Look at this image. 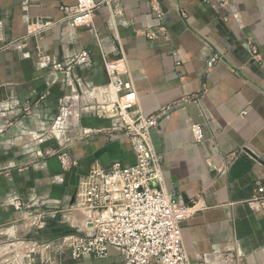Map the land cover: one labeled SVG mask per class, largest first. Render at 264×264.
<instances>
[{"label": "crops", "instance_id": "0c3cea01", "mask_svg": "<svg viewBox=\"0 0 264 264\" xmlns=\"http://www.w3.org/2000/svg\"><path fill=\"white\" fill-rule=\"evenodd\" d=\"M76 4L0 0V264L125 262L115 247L76 259L64 239L91 226L74 206L89 171L135 162L129 140L98 114L104 52L126 58L142 112H162L151 142L168 191L193 204L182 226L191 263L264 264V208L248 205L264 185V0H122L119 18L101 4L86 27L66 20L63 6ZM37 20L52 22L41 36ZM83 50L89 61L77 59ZM16 200L39 204L47 226L31 230Z\"/></svg>", "mask_w": 264, "mask_h": 264}, {"label": "built area", "instance_id": "2783aa9c", "mask_svg": "<svg viewBox=\"0 0 264 264\" xmlns=\"http://www.w3.org/2000/svg\"><path fill=\"white\" fill-rule=\"evenodd\" d=\"M101 4L109 6L112 16L119 18L122 0H77L75 7L63 6L62 9L67 14L66 20L78 27H86L91 25ZM36 24L33 35L41 36L52 22L37 20ZM108 55L104 52L108 82L101 104L105 108L98 114L110 119L107 131L129 140L135 162L128 165L115 161L107 168L95 166L89 171L74 206L91 213L85 224L91 226L66 234L65 242L76 259L88 255L106 258L115 247L125 254L123 264H192L184 247L182 226L192 215L193 204L175 200L168 191L162 173V157L151 142V129L158 124L162 112L149 116L142 112L126 58L114 59ZM77 59L89 61L90 51L83 50ZM68 111V106L61 108L58 126L63 125ZM191 131L195 141H203L200 123L193 122ZM234 159V154L229 156L230 163ZM60 162L65 170L75 164L68 152L61 154ZM248 205L252 210L264 208V185H257ZM19 206L26 207L31 230L47 226L44 213L34 209L39 204L19 203Z\"/></svg>", "mask_w": 264, "mask_h": 264}, {"label": "rangeland", "instance_id": "374dc122", "mask_svg": "<svg viewBox=\"0 0 264 264\" xmlns=\"http://www.w3.org/2000/svg\"><path fill=\"white\" fill-rule=\"evenodd\" d=\"M5 245L7 246V244H3L2 247H4ZM6 246H5V247H6ZM13 248H14V246H13ZM13 248H12V249H13ZM8 249H9V246L7 247L6 250H8ZM8 251H10V250H8ZM10 252H11V251H10ZM3 258H4V260H5V258H6V259H10L11 257H6V256L4 255V256L2 257V259H3Z\"/></svg>", "mask_w": 264, "mask_h": 264}, {"label": "water", "instance_id": "95a60500", "mask_svg": "<svg viewBox=\"0 0 264 264\" xmlns=\"http://www.w3.org/2000/svg\"><path fill=\"white\" fill-rule=\"evenodd\" d=\"M185 203H189V201H186Z\"/></svg>", "mask_w": 264, "mask_h": 264}]
</instances>
